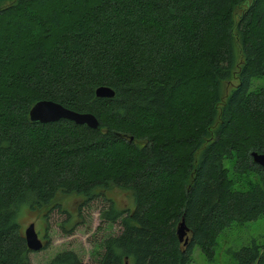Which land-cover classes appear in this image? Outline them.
I'll return each instance as SVG.
<instances>
[{
  "label": "trees",
  "instance_id": "16d2710c",
  "mask_svg": "<svg viewBox=\"0 0 264 264\" xmlns=\"http://www.w3.org/2000/svg\"><path fill=\"white\" fill-rule=\"evenodd\" d=\"M259 80L264 0H0V264L29 262L22 210L57 195L84 206L110 188L132 209L100 211L120 231L97 264H189L194 248L212 262L224 231L264 217V171L250 157L264 155ZM37 101L97 128L31 123ZM230 256L264 264V244ZM48 264L80 261L67 251Z\"/></svg>",
  "mask_w": 264,
  "mask_h": 264
},
{
  "label": "rangeland",
  "instance_id": "374dc122",
  "mask_svg": "<svg viewBox=\"0 0 264 264\" xmlns=\"http://www.w3.org/2000/svg\"><path fill=\"white\" fill-rule=\"evenodd\" d=\"M234 84L232 81L226 86V90ZM254 84L264 85V80ZM104 196L105 198H96L82 206L79 204L81 198L76 195H57L48 210L38 213L22 210L16 219L22 234L25 228L32 224L38 239L44 243V248L40 251L29 252L28 264H48L55 255L67 251L75 254L80 264H97L104 239L115 236L120 231L118 221H101L100 211L105 210L109 203L118 210L132 209V199L128 191L110 188L105 191ZM251 240L264 244V217L252 223L232 226L224 231L218 237L210 263L194 248L189 264H236L230 256L231 251L249 244Z\"/></svg>",
  "mask_w": 264,
  "mask_h": 264
},
{
  "label": "water",
  "instance_id": "95a60500",
  "mask_svg": "<svg viewBox=\"0 0 264 264\" xmlns=\"http://www.w3.org/2000/svg\"><path fill=\"white\" fill-rule=\"evenodd\" d=\"M94 94L97 98H111L113 96L112 91L107 87L96 88ZM28 118L31 123L38 124L67 120L75 125H84L89 129H96L98 125L96 119L91 114L72 112L51 101L35 102L28 111ZM250 157L252 162L264 171V155L252 152L250 153ZM176 235L179 241H183L184 244L186 243V233L182 222L178 224ZM23 239L26 248L30 252L40 251L44 247L35 234L32 224H29L28 227L25 228Z\"/></svg>",
  "mask_w": 264,
  "mask_h": 264
},
{
  "label": "flooded vegetation",
  "instance_id": "af4514ba",
  "mask_svg": "<svg viewBox=\"0 0 264 264\" xmlns=\"http://www.w3.org/2000/svg\"><path fill=\"white\" fill-rule=\"evenodd\" d=\"M40 242L44 245V243L42 242V240H40Z\"/></svg>",
  "mask_w": 264,
  "mask_h": 264
}]
</instances>
